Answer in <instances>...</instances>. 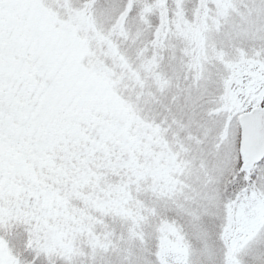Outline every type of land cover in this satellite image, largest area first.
Instances as JSON below:
<instances>
[{"label": "snow or ice", "instance_id": "6c2138e0", "mask_svg": "<svg viewBox=\"0 0 264 264\" xmlns=\"http://www.w3.org/2000/svg\"><path fill=\"white\" fill-rule=\"evenodd\" d=\"M0 264H264V0H0Z\"/></svg>", "mask_w": 264, "mask_h": 264}]
</instances>
